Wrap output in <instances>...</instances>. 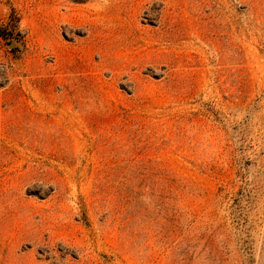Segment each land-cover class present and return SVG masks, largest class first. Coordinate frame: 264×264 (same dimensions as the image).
Returning <instances> with one entry per match:
<instances>
[{
    "label": "rangeland",
    "instance_id": "obj_1",
    "mask_svg": "<svg viewBox=\"0 0 264 264\" xmlns=\"http://www.w3.org/2000/svg\"><path fill=\"white\" fill-rule=\"evenodd\" d=\"M0 264H264V0H0Z\"/></svg>",
    "mask_w": 264,
    "mask_h": 264
}]
</instances>
